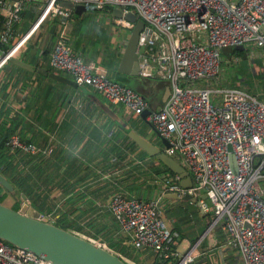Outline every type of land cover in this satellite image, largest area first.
Segmentation results:
<instances>
[{
  "label": "built area",
  "instance_id": "obj_1",
  "mask_svg": "<svg viewBox=\"0 0 264 264\" xmlns=\"http://www.w3.org/2000/svg\"><path fill=\"white\" fill-rule=\"evenodd\" d=\"M59 1L43 0L33 23L46 16L68 18L71 9ZM66 1L94 9L120 8L122 15L114 16V22L129 29L135 20L125 18L126 12L142 19L136 47L138 72L156 76L169 86L158 108H150L143 93L113 79L97 61L83 59L61 37L52 44L50 63L69 73L77 84L98 90L110 103L122 104L138 115L150 109L145 119L166 138V153L186 161L192 179L187 188L174 174L163 180L165 186L178 195L204 193L199 204L212 211L198 241L179 252L171 247L173 232L157 198L115 192L110 211L130 245L174 258V264H187L194 260V250L207 232L218 226L226 234L224 243L235 249L243 264H264V188L260 184L264 179V101L239 86L201 85L218 76L222 47L251 43L264 52V0ZM31 2L0 0V67L25 49L30 28L18 36L17 26ZM4 143L13 153L45 152L17 132ZM0 264L50 262L0 238Z\"/></svg>",
  "mask_w": 264,
  "mask_h": 264
},
{
  "label": "crops",
  "instance_id": "obj_2",
  "mask_svg": "<svg viewBox=\"0 0 264 264\" xmlns=\"http://www.w3.org/2000/svg\"><path fill=\"white\" fill-rule=\"evenodd\" d=\"M55 17H48L45 29H39L31 42L26 40L25 49L16 55L32 66V70L9 61L0 67V129L6 131L9 127L21 139L45 148V152L38 153L16 152L19 154L12 160V175L20 169L21 182L18 179L17 182H10L17 191L18 183L28 194L24 193L25 199L20 200L7 193L5 197L10 202L6 204L13 207L24 201L28 215H38L79 234L102 240L101 243L117 245L120 241L129 249L123 253L115 251L135 260L136 264H157L158 260L164 259L170 262L174 258H165L149 248L135 249L130 245L126 233L120 229L110 211L109 201L113 193L142 199L157 198L163 218L173 232L171 247L179 252L186 251L198 241L212 211L201 208V193L193 195L195 199L176 198L168 194L171 191L163 180L177 173L169 172L162 162L148 155L127 134V129H133L159 143L148 125L149 129L145 130L143 119L144 124L135 126L126 117L125 112L131 111L122 104L110 103L101 92L89 85H73L48 74L53 71L72 78L69 73L52 67V44L58 37H62L68 45L77 44L76 49L69 46L83 59L95 60L103 65L113 79L144 92L152 109L164 102L162 94L165 86L162 85L167 83L140 72L131 81L125 76L127 73L117 71L126 35L110 34L107 38L111 43L109 47L104 45L92 50L89 45L87 47L82 41H77V36L68 26L69 34L73 33V36L60 34L62 25L56 26ZM66 19L60 16L59 22ZM50 22H54V29L50 27ZM24 23L22 16L17 26L18 36L32 25L25 27ZM250 57L252 60L256 58L253 53ZM258 67L263 68L259 72H264L263 63ZM170 156L181 161L178 155ZM261 185L264 188V179ZM207 235L194 250L196 256L191 263L207 258L210 264L215 259L218 264L232 260L243 264L235 249L224 243V233V237L220 238L215 230L212 244L205 242Z\"/></svg>",
  "mask_w": 264,
  "mask_h": 264
},
{
  "label": "water",
  "instance_id": "obj_3",
  "mask_svg": "<svg viewBox=\"0 0 264 264\" xmlns=\"http://www.w3.org/2000/svg\"><path fill=\"white\" fill-rule=\"evenodd\" d=\"M60 5L71 9L75 15H80L87 10L84 4H72L70 1L60 0ZM113 16H121L122 10L117 7H112L110 10ZM128 20H135L134 26L130 29L126 36L125 45L123 47L117 71L127 73L130 75H137L139 71L138 56L136 52L138 33L143 26V21L140 18L135 19V14L128 11L124 14ZM242 45H231L222 47L223 52L229 53L231 50H241ZM9 62L21 65L30 70L33 69L28 63L19 59L16 56H11ZM46 72L45 69L42 70ZM48 74L56 79H60L71 84L76 82L62 73L50 71ZM169 93V86L165 84L162 94V101L165 100ZM150 109H145L140 117L152 129L154 135L158 137L159 143L152 142L146 136L136 132L133 129H127L128 136L148 155L154 156L162 162L169 170L177 173L180 177L179 183L184 187H191L192 179L188 171V165L184 159H174L168 155L164 147L168 143L153 125L145 119ZM0 185L10 195L16 199L24 200L25 195L18 192L11 182L0 172ZM173 197L192 198L195 197L189 192L183 195H178L176 192L171 191L168 193ZM202 198L205 194L202 193ZM27 204L22 201L18 208H13L2 201H0V238L6 242L31 251L35 254L43 255L50 264H131L117 251L111 249L107 245H103L90 237L74 232L71 229L59 226L47 219H41L38 215H28L25 213ZM206 236L208 244H212L211 237L214 233H207ZM214 262L216 261L213 260Z\"/></svg>",
  "mask_w": 264,
  "mask_h": 264
},
{
  "label": "rangeland",
  "instance_id": "obj_4",
  "mask_svg": "<svg viewBox=\"0 0 264 264\" xmlns=\"http://www.w3.org/2000/svg\"><path fill=\"white\" fill-rule=\"evenodd\" d=\"M43 3V0H32L31 3L27 6L26 10L23 12V18H24V25L25 27H28L30 24H32L35 19L38 17L41 11V5ZM28 9V10H27ZM30 10L34 12V15L30 13ZM104 10V11H103ZM108 11V12H105ZM73 12L71 11V15L61 23H68V24H61L60 16L55 17L56 25H62V30L59 32L60 34H69L70 31H74V36H77V41H82L85 46L89 47L92 50H96L98 48H101L102 46L106 45L107 47L110 46L109 40H107L108 36L111 35H117L120 37V35H126L130 31L129 28L122 27L114 22V16L111 15L110 10L108 8L104 9H94L90 6L87 7V10L84 11L81 15H73ZM48 17L52 16H46L44 19L38 22V24L32 29V31L29 33V38L27 39V42H31L33 40V37H35L39 31V29H45L46 23ZM74 18V20H73ZM33 20V21H32ZM32 22V23H31ZM69 27L68 28L66 27ZM24 27V28H25ZM65 30H64V29ZM70 36H73V33L69 34ZM126 39V37H124ZM104 42V43H103ZM125 44V41H124ZM73 49L77 48V44L71 45ZM242 49L239 50V52H236L235 54L233 50L229 51V53H226L222 56V62L220 66V72L216 78L208 79L201 83V85H207L212 87H221L224 85H235L239 86L255 95H261L264 96V72H259L263 70V68L258 67V64L263 63L264 64V52L262 51V48L259 46L251 45V44H241ZM253 53V55L256 57L255 60L251 59L250 54ZM238 55L237 60H233V56ZM261 56V57H258ZM263 58V59H261ZM253 68V69H252ZM112 69V68H111ZM128 77L131 81L136 79L135 75H125ZM124 106V105H123ZM125 107V106H124ZM127 109V108H126ZM129 110V109H128ZM130 111V110H129ZM127 119L132 123L135 124V126H138L140 123L144 124L145 122L142 120L138 114H133L132 112H125ZM145 130L149 129L148 124L145 123ZM261 184V181H260ZM3 203L10 202L9 199L4 197ZM217 231L220 238H223V233L218 226L212 228L210 231L211 233H214V231ZM208 231V232H210ZM207 232V233H208ZM91 237V236H90ZM226 238V234L224 239ZM97 240V239H94ZM101 241L102 240H97ZM205 242L208 243L207 238L205 239ZM213 243V241H211ZM107 245V243H106ZM108 246V245H107ZM117 248L120 249L122 252H125L127 248L124 245H121L120 241L117 243ZM124 258L132 262L133 264H136L137 262L130 257H127L125 255H122ZM201 258L197 259L196 261H200ZM205 260V259H204ZM194 264H197V262H194ZM211 264H218L217 262L211 261ZM226 264H236L235 260H232L231 262H227Z\"/></svg>",
  "mask_w": 264,
  "mask_h": 264
},
{
  "label": "trees",
  "instance_id": "obj_5",
  "mask_svg": "<svg viewBox=\"0 0 264 264\" xmlns=\"http://www.w3.org/2000/svg\"><path fill=\"white\" fill-rule=\"evenodd\" d=\"M26 10V9H25ZM23 12H24V10L22 11V16H23ZM30 13L31 14H33L34 15V13H33V11L32 10H30ZM57 26V25H56ZM50 27L52 28V29H54V27H55V24H54V22H50ZM53 31V30H52ZM52 31H51V29H50V32H51V35L53 36V34H52ZM62 38V37H61ZM56 39V38H55ZM54 39V40H55ZM234 52H239V50L238 51H235V50H233ZM226 53L225 52H223V51H221V55L223 56V55H225ZM163 86H165V85H162V87ZM227 86H236V84L235 85H227ZM146 97H147V95L144 93V92H142ZM258 97L260 98V99H262L263 101H264V96H261V95H258ZM147 99H148V97H147ZM0 133L2 134L1 136H0V172L9 180V181H11V182H13V181H15V182H17V179L19 180V182H21V170L20 169H18V171H17V173L15 174V175H12V173H13V169H12V160H13V158H16L17 157V155L19 154V153H13V152H10L9 150H8V148L6 147V145H5V139L12 133L10 130H9V127H7L6 128V131L5 130H1L0 129ZM8 135V136H7ZM169 172H171L170 170H168ZM172 173V172H171ZM263 179H261V181H262ZM17 189H18V192H23V193H25V194H28L27 192H26V190H24L23 188H21L20 186H18V183H17ZM262 186V185H261ZM20 190V191H19ZM1 191H3V192H1ZM7 191L6 190H4L3 189V187L0 185V201H3V199H4V197L7 195ZM13 208H18V205L16 204V205H14L13 206ZM107 245H108V247H110L111 249H114V250H117L118 252H122L120 249H118L117 248V246L116 245H114L112 242H108L107 243ZM123 253V252H122ZM205 259V260H204ZM195 262H197V264H210L209 263V260L207 259V258H201L200 259V261H195ZM157 264H174V260L172 259L170 262L169 261H167V259H164L163 261H157ZM187 264H194V262H189V263H187Z\"/></svg>",
  "mask_w": 264,
  "mask_h": 264
},
{
  "label": "bare ground",
  "instance_id": "obj_6",
  "mask_svg": "<svg viewBox=\"0 0 264 264\" xmlns=\"http://www.w3.org/2000/svg\"><path fill=\"white\" fill-rule=\"evenodd\" d=\"M39 19H43V17H42V18H39ZM36 20H37V19H36ZM38 22H39V21H37V23H35V24L32 23L33 26H32V25H31L32 27L30 26V30L28 31V33H30V32L32 31V29L38 24ZM28 35H29V34H28Z\"/></svg>",
  "mask_w": 264,
  "mask_h": 264
}]
</instances>
